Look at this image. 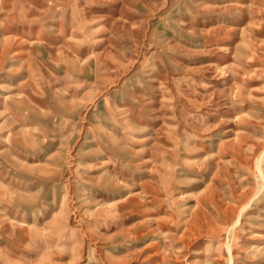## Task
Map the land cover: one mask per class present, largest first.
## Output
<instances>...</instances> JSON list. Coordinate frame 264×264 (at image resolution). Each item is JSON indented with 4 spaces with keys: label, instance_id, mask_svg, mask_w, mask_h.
<instances>
[{
    "label": "rangeland",
    "instance_id": "1",
    "mask_svg": "<svg viewBox=\"0 0 264 264\" xmlns=\"http://www.w3.org/2000/svg\"><path fill=\"white\" fill-rule=\"evenodd\" d=\"M0 264H264V0H0Z\"/></svg>",
    "mask_w": 264,
    "mask_h": 264
},
{
    "label": "bare ground",
    "instance_id": "2",
    "mask_svg": "<svg viewBox=\"0 0 264 264\" xmlns=\"http://www.w3.org/2000/svg\"><path fill=\"white\" fill-rule=\"evenodd\" d=\"M247 206H249V205H247Z\"/></svg>",
    "mask_w": 264,
    "mask_h": 264
}]
</instances>
